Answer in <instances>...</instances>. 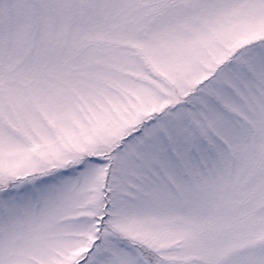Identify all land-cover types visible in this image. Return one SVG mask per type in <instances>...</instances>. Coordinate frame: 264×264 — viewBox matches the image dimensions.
Masks as SVG:
<instances>
[{"label":"snow or ice","instance_id":"1","mask_svg":"<svg viewBox=\"0 0 264 264\" xmlns=\"http://www.w3.org/2000/svg\"><path fill=\"white\" fill-rule=\"evenodd\" d=\"M0 264H264V0H0Z\"/></svg>","mask_w":264,"mask_h":264}]
</instances>
